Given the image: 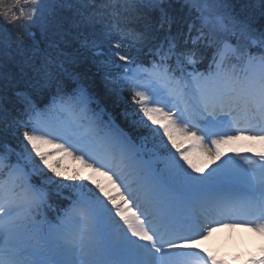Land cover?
<instances>
[{
	"label": "snow or ice",
	"instance_id": "snow-or-ice-1",
	"mask_svg": "<svg viewBox=\"0 0 264 264\" xmlns=\"http://www.w3.org/2000/svg\"><path fill=\"white\" fill-rule=\"evenodd\" d=\"M218 228L264 238V0H0V264H227Z\"/></svg>",
	"mask_w": 264,
	"mask_h": 264
},
{
	"label": "rangeland",
	"instance_id": "rangeland-1",
	"mask_svg": "<svg viewBox=\"0 0 264 264\" xmlns=\"http://www.w3.org/2000/svg\"><path fill=\"white\" fill-rule=\"evenodd\" d=\"M185 146L187 147V145ZM244 154L250 155V153ZM63 163L70 171L78 167L77 163L71 158L66 159ZM85 174L87 175V173ZM262 244H264V238L244 228L231 230L218 228L197 246L204 249L205 252H212L219 258H223L227 264H230L229 260H235L233 261L235 264H245L247 259L258 252Z\"/></svg>",
	"mask_w": 264,
	"mask_h": 264
},
{
	"label": "trees",
	"instance_id": "trees-1",
	"mask_svg": "<svg viewBox=\"0 0 264 264\" xmlns=\"http://www.w3.org/2000/svg\"><path fill=\"white\" fill-rule=\"evenodd\" d=\"M77 71H79L81 73H85V74H87V76L91 77L92 76V73L94 72V69H92L90 65L85 64V65L79 66L77 68ZM95 86L97 88L102 87V84L100 83V80H99L98 77L95 78Z\"/></svg>",
	"mask_w": 264,
	"mask_h": 264
}]
</instances>
